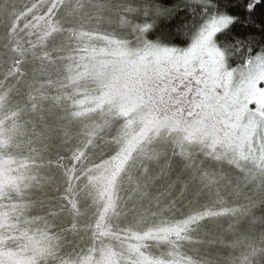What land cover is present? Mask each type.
Wrapping results in <instances>:
<instances>
[{
  "label": "snow or ice",
  "instance_id": "6c2138e0",
  "mask_svg": "<svg viewBox=\"0 0 264 264\" xmlns=\"http://www.w3.org/2000/svg\"><path fill=\"white\" fill-rule=\"evenodd\" d=\"M264 0H0V264H264Z\"/></svg>",
  "mask_w": 264,
  "mask_h": 264
},
{
  "label": "rangeland",
  "instance_id": "374dc122",
  "mask_svg": "<svg viewBox=\"0 0 264 264\" xmlns=\"http://www.w3.org/2000/svg\"><path fill=\"white\" fill-rule=\"evenodd\" d=\"M261 86L264 87V84H262Z\"/></svg>",
  "mask_w": 264,
  "mask_h": 264
}]
</instances>
